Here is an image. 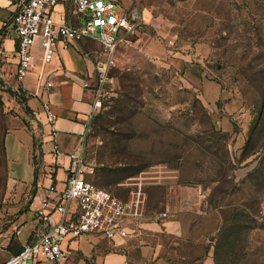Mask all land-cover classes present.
<instances>
[{
    "label": "rangeland",
    "instance_id": "1",
    "mask_svg": "<svg viewBox=\"0 0 264 264\" xmlns=\"http://www.w3.org/2000/svg\"><path fill=\"white\" fill-rule=\"evenodd\" d=\"M130 4L141 24L123 34L107 81L95 85L94 73L81 170L123 198L140 181L143 215L180 221L183 238L162 236L168 264H264V0ZM28 96L0 61V254L28 209L29 195L9 186L4 145L18 127L37 137ZM186 237L197 245H173ZM100 247L79 246L72 264H100Z\"/></svg>",
    "mask_w": 264,
    "mask_h": 264
},
{
    "label": "built area",
    "instance_id": "2",
    "mask_svg": "<svg viewBox=\"0 0 264 264\" xmlns=\"http://www.w3.org/2000/svg\"><path fill=\"white\" fill-rule=\"evenodd\" d=\"M61 3L69 5L70 13L77 15V22L68 21L65 12H61L59 19H54L55 6ZM141 16L137 7H122L116 0H22L11 19L17 34L15 73L21 81L32 68V47L36 37H40L45 62L56 55L57 43L67 48L76 41L92 39L101 49L95 62V85L101 86L115 64V51L123 34L134 33L141 24ZM51 85L46 81L42 89L48 94ZM84 86L91 85L86 82ZM98 102L95 100L94 106ZM48 103V100L44 101L42 106L53 125L55 115L49 111ZM52 137V158L59 165L60 157L66 154L58 149L55 129ZM69 156L63 179L51 178L48 183L36 180L34 183L27 198V207L35 221L34 236L0 264H29V261L31 264H72L71 253L75 248L70 245L71 241L89 233L120 241L132 233L125 228H138L143 216L140 191H130L131 196L120 197L85 177L80 168L81 156ZM167 213L161 211L157 218H165Z\"/></svg>",
    "mask_w": 264,
    "mask_h": 264
},
{
    "label": "crops",
    "instance_id": "3",
    "mask_svg": "<svg viewBox=\"0 0 264 264\" xmlns=\"http://www.w3.org/2000/svg\"><path fill=\"white\" fill-rule=\"evenodd\" d=\"M116 1L122 7H131L132 0ZM21 2L22 0H0V61L10 60L15 66V71L17 34L11 25V19ZM61 12L67 14L68 21L77 22V15L70 13L67 3L55 6L52 13L54 19H59ZM92 43L97 44L92 39L76 41L67 48H63L61 43H57L56 55L50 61L45 62L42 60L40 37H36L34 41L32 47L34 63L23 76L21 84L29 94L27 105L35 114L38 128L37 137L34 139L33 132L18 127L6 134L4 142L9 186L14 187L16 194L21 199H25L32 192L36 180L48 183L51 178L63 179L64 170L70 162L69 154L81 156L84 159L87 128H89L92 114L96 108L91 86L94 81L98 53L92 48ZM46 81L52 83L48 94L42 89V85ZM86 82L91 86H84ZM47 100L49 101V111L55 115L53 125L42 106V102ZM53 129L56 130L55 141L58 149L66 154L60 157V166L56 165L52 158ZM143 186L140 181H135L130 187L124 188H127V196H131L130 191L138 190L142 198ZM184 202L190 203L186 200ZM168 216L167 213V217L155 219L153 215H143L137 225L138 228L134 230L125 228L132 233L120 241H112L95 233L83 235L79 239L71 241L70 245L75 248L71 256L76 253L79 246L86 248L87 245H102L100 249H104L103 254L97 256V261L100 264H139L134 261H143L155 254V251L156 254L153 257L155 264H168L165 259L157 255L162 247L160 245H168L162 236L178 235L183 238L185 234L180 221L167 220ZM163 225H165V229ZM9 230L11 234L13 230L15 233L12 235L13 239L9 237L3 239L2 248L4 250L0 254V261L6 259L14 250L34 236L36 229L31 211L22 209L10 224ZM187 237L184 240L176 241L173 245H197L194 241L191 243ZM6 245L8 246L6 247ZM126 245L129 246L126 249L127 254L119 252V249L122 250L127 247ZM131 250L136 253H130Z\"/></svg>",
    "mask_w": 264,
    "mask_h": 264
},
{
    "label": "trees",
    "instance_id": "4",
    "mask_svg": "<svg viewBox=\"0 0 264 264\" xmlns=\"http://www.w3.org/2000/svg\"><path fill=\"white\" fill-rule=\"evenodd\" d=\"M35 162V161H34Z\"/></svg>",
    "mask_w": 264,
    "mask_h": 264
}]
</instances>
